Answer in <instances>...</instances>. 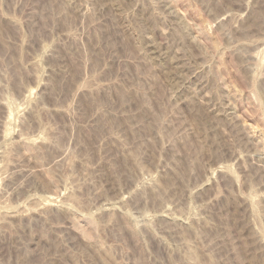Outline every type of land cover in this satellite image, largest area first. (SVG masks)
I'll return each instance as SVG.
<instances>
[{
	"label": "rangeland",
	"instance_id": "obj_1",
	"mask_svg": "<svg viewBox=\"0 0 264 264\" xmlns=\"http://www.w3.org/2000/svg\"><path fill=\"white\" fill-rule=\"evenodd\" d=\"M250 129L264 0H0V264H264Z\"/></svg>",
	"mask_w": 264,
	"mask_h": 264
},
{
	"label": "bare ground",
	"instance_id": "obj_2",
	"mask_svg": "<svg viewBox=\"0 0 264 264\" xmlns=\"http://www.w3.org/2000/svg\"><path fill=\"white\" fill-rule=\"evenodd\" d=\"M229 94V93H228ZM233 97V96H232ZM250 131L252 132V133H254L255 135H257V137H259L260 139L259 140H261V145L264 143L262 140H263V138H264V133H263V131H261V130H254V129H250ZM253 134V135H254ZM264 146V145H263Z\"/></svg>",
	"mask_w": 264,
	"mask_h": 264
}]
</instances>
